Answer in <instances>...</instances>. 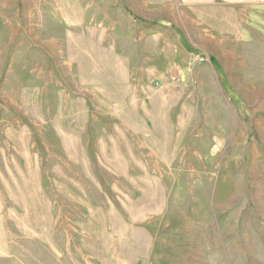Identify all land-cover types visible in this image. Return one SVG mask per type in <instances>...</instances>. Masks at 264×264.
<instances>
[{
    "label": "rangeland",
    "instance_id": "374dc122",
    "mask_svg": "<svg viewBox=\"0 0 264 264\" xmlns=\"http://www.w3.org/2000/svg\"><path fill=\"white\" fill-rule=\"evenodd\" d=\"M229 16L0 0V264H264V11Z\"/></svg>",
    "mask_w": 264,
    "mask_h": 264
},
{
    "label": "crops",
    "instance_id": "0c3cea01",
    "mask_svg": "<svg viewBox=\"0 0 264 264\" xmlns=\"http://www.w3.org/2000/svg\"><path fill=\"white\" fill-rule=\"evenodd\" d=\"M172 1V0H169ZM178 1L182 7L187 8H200L213 13V11H219V14L224 13L235 14V16H229L225 19H213L216 23L222 20H226L228 23H235L237 26L242 23L247 26L248 29L253 28L256 20H259L261 13L264 11V4H260L257 0H175ZM170 2H168L169 4ZM224 9L226 10L224 12ZM229 11V12H228ZM242 12L246 17L240 19L238 14ZM222 17V16H221ZM214 21V23H215Z\"/></svg>",
    "mask_w": 264,
    "mask_h": 264
},
{
    "label": "built area",
    "instance_id": "2783aa9c",
    "mask_svg": "<svg viewBox=\"0 0 264 264\" xmlns=\"http://www.w3.org/2000/svg\"><path fill=\"white\" fill-rule=\"evenodd\" d=\"M258 3L264 4V0H257Z\"/></svg>",
    "mask_w": 264,
    "mask_h": 264
}]
</instances>
